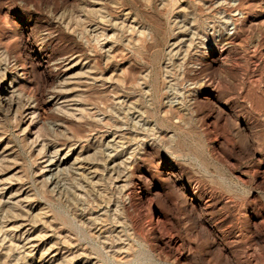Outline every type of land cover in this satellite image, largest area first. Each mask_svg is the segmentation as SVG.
Returning <instances> with one entry per match:
<instances>
[{
  "label": "rangeland",
  "instance_id": "374dc122",
  "mask_svg": "<svg viewBox=\"0 0 264 264\" xmlns=\"http://www.w3.org/2000/svg\"><path fill=\"white\" fill-rule=\"evenodd\" d=\"M0 264H264V0H0Z\"/></svg>",
  "mask_w": 264,
  "mask_h": 264
},
{
  "label": "bare ground",
  "instance_id": "6f19581e",
  "mask_svg": "<svg viewBox=\"0 0 264 264\" xmlns=\"http://www.w3.org/2000/svg\"><path fill=\"white\" fill-rule=\"evenodd\" d=\"M9 97V96H8ZM64 157V156H63ZM14 196V195H13Z\"/></svg>",
  "mask_w": 264,
  "mask_h": 264
}]
</instances>
